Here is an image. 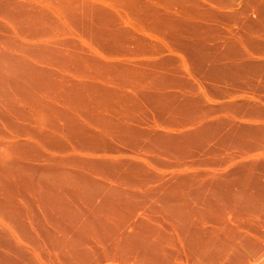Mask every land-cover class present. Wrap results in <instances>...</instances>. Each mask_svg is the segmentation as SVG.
<instances>
[{
	"label": "bare ground",
	"instance_id": "6f19581e",
	"mask_svg": "<svg viewBox=\"0 0 264 264\" xmlns=\"http://www.w3.org/2000/svg\"><path fill=\"white\" fill-rule=\"evenodd\" d=\"M242 3L0 0V264H264V0ZM59 134L84 148L43 153ZM211 138L241 153L146 170Z\"/></svg>",
	"mask_w": 264,
	"mask_h": 264
},
{
	"label": "rangeland",
	"instance_id": "374dc122",
	"mask_svg": "<svg viewBox=\"0 0 264 264\" xmlns=\"http://www.w3.org/2000/svg\"><path fill=\"white\" fill-rule=\"evenodd\" d=\"M239 1V0H238ZM243 1V3L242 4H246V1H253V0H242ZM254 1H256V0H254ZM1 14V13H0ZM54 17H57L55 20H59L60 22H63V20H61L60 19V17L58 16V15H56L55 14V16ZM5 18V19H4ZM65 22V21H64ZM7 23L9 24V21L8 20H6V17L5 16H3V14H1L0 15V24H3L5 27H7ZM9 27V26H8ZM70 27V26H69ZM69 27L67 26V28L69 29ZM7 29H9L10 30V27L9 28H7ZM73 29V28H72ZM78 34H80L79 32H77ZM7 35V36H6ZM6 35H3L2 36V38L3 37H9L8 36V34H6ZM2 38H0V42H3V39ZM220 42V41H219ZM218 42V45H220L219 46V50L220 51H224L225 50V48H226V45L223 43V42H220L219 43ZM251 52L252 53H260V52H258V51H255V50H251ZM166 55H169V53H166ZM171 55H173L174 56V59L176 60L177 59V57L179 56V53H171ZM176 57V58H175ZM185 58H186V60H187V62L189 63H187L188 64V68L189 69H192V70H189V72H191L190 73V75L189 74H185V76H184V80L182 81V82H186L184 85H188V86H190V85H195L197 82L196 81H201V87H202V89H207V92L209 93V94H213L214 93V90H215V87L214 86H218V85H214L215 84V82L213 81V79H211L213 82H214V84H212L213 82H211V80H208V79H204L203 77H204V73L203 72H201V73H198V71H197V64H194V62H195V60L194 59H191V58H189V57H186L185 56ZM188 58V59H187ZM191 60V61H190ZM197 63V62H196ZM194 64V65H193ZM193 66H196V67H193ZM54 69H56V68H54ZM57 70V69H56ZM194 73H193V72ZM195 72H197V73H195ZM196 74H199V75H196ZM198 76V77H197ZM200 76V77H199ZM198 78V79H197ZM201 78V79H200ZM258 78V79H257ZM263 78V79H262ZM186 79H188V80H186ZM228 80H230V79H228ZM228 80H226L227 81V83H226V81H225V84H228V85H230V87H232V85H231V83H233L234 81H231L230 80V84L228 83ZM255 80H257V82L258 83H256L255 84V86H262V85H264V77H262V76H260V77H256L255 78ZM188 81V82H187ZM209 81V82H208ZM224 81V80H223ZM222 81V83H221V81H220V83H219V81L217 82V84L219 83V87L220 88H222V87H224L225 85H221V84H223L224 82ZM190 82V83H189ZM207 82V83H206ZM211 82V83H210ZM188 83V84H187ZM194 83V84H193ZM205 83V84H204ZM210 85H209V84ZM190 84V85H189ZM204 84V85H203ZM212 84V85H211ZM233 84H235V83H233ZM221 85V86H220ZM228 85H226V86H228ZM204 86H206V87H204ZM210 86H212V88L214 87V90L212 91V89H211V87ZM236 85H233V89L231 88L230 89V87H228L230 90H236L234 87H235ZM254 86V88H256ZM116 88H118L117 86H115ZM218 88V87H217ZM236 88L238 89V87L236 86ZM258 88V87H257ZM219 89V88H218ZM243 89H248V88H246V87H244V88H242V90ZM211 90V91H210ZM138 102H137V101ZM135 101H134V104H132L131 106H129V105H127V106H125V108L124 109H126L127 108V111L129 112L130 111V107H131V110H132V112L130 111V113H134L133 114V116L134 115H136L137 116V118H139V116H140V120H143L144 118H145V116H146V118L148 119L149 117H150V115H152L151 117H153V118H151L150 117V119H148L149 121H151V119H152V121H156V122H158V123H160V122H167L168 120H169V116H164V115H160V114H157V113H154L152 110H151V107H150V105H148V103H145V101L143 100V102L145 103V106H144V103L142 102V100H141V102L138 100V99H136ZM135 103H137V104H135ZM143 103V104H142ZM138 104H141V106L143 105V107H141L140 105H139V108H137V109H135V105L138 107ZM133 108V109H132ZM146 110L147 109V111H149L150 110V112L151 113H149L148 114V112L147 111H145L144 109ZM129 109V110H128ZM139 109V113H138V110ZM134 110V111H133ZM143 110V111H142ZM137 111V112H136ZM143 112V113H142ZM147 112V115L145 114ZM113 114V113H112ZM144 114V115H143ZM141 115H143V116H141ZM135 116V117H136ZM147 116H149V117H147ZM113 118L115 119H119V118H117V116L115 117L114 115H113ZM145 118V119H146ZM157 118V119H156ZM115 119V120H116ZM144 119V120H145ZM154 119V120H153ZM156 119V120H155ZM162 119V120H161ZM166 120V121H165ZM93 130H95L96 131V128H94L93 127ZM98 131V130H97ZM99 133V132H98ZM63 135V136H62ZM65 134H59V137H57L56 138V136H55V140L54 141H58V143L60 144L59 145V148H58V145H56V146H51V145H47V146H43L44 148H42V146L40 147V150L41 151H45V152H43V153H45V154H61V153H63V149L66 147V146H68L69 145V143H70V147L72 146L73 148H78L79 150H81L82 151V148H84V145H85V143L86 142H84V141H82V140H80V139H77V138H72V137H68V139H67V137L66 136H64ZM108 137H107V136ZM61 137H63V138H61ZM117 138V137H116ZM115 138V136H113V135H110V134H105V136H104V139H103V143H104V147H105V144H106V147L108 146V144H110L109 145V148L107 147H105L107 150L106 151H109L110 150V148L112 149V150H110L109 152H111V151H121L123 154H128V155H133V153L134 154H136V153H145V150L143 149V148H145V146L142 144V146H141V144L138 146L135 142L132 144V142H130V141H126V142H122V141H120L119 139H116ZM73 139V140H72ZM105 139H106V141H105ZM212 140H210V139H208L207 141L206 140H204L203 142H207L206 144L205 143H203V144H205V145H199V144H193L192 145V147L191 146H189V147H187V149H184V150H182V151H180L179 153H180V155H184L183 153H187L186 155H185V157L184 156H181V158H180V156H179V154H178V152H177V154L175 155L174 153L176 152H169V155H168V152H166L165 153V151H162V152H157L156 151V153H148V152H146V154L147 155H149L151 158H150V162L148 163V166L146 167V170H149V169H151V170H149L148 172L150 173V171H151V173H155L156 172V170L155 169H157L158 171L157 172H159V170H163V169H166V168H168V167H171V166H169V164H171L172 165V167L175 165V167H177L176 165H178V167L179 166H182V164H183V162H184V164H185V162H188L187 164H185L186 166H188V164H190V165H192V166H190L191 167V169L193 168V170H197V171H203L204 169H208L207 167H209V165H210V163H211V165H210V167L213 165H217V164H219L221 161H223V160H225L227 157H229V156H232V155H235L237 152V154H240L241 153V151H240V149H238V148H241V146L240 147H236V148H234V145L232 146V145H225V144H223V142L222 141H219V140H221V139H217V138H211ZM74 140H75V142H76V144L74 145ZM256 140V141H255ZM70 141V142H69ZM78 141V142H77ZM110 141V142H109ZM219 141V142H218ZM252 141V142H251ZM257 141H259V139L257 140V139H250L249 140V142H251V143H253L254 145H256L258 142ZM74 142V143H73ZM120 142V143H119ZM122 142V143H121ZM212 142V143H211ZM216 142H217V144H218V146H217V144H216ZM221 142H222V144H221ZM248 142V143H249ZM257 142V143H256ZM63 143V144H62ZM77 143H78V145H77ZM80 143H81V146H82V148L81 147H79L80 146ZM111 143H112V145L113 146H111ZM126 143V144H125ZM251 143H249V144H251ZM65 144H66V146H65ZM73 144V145H72ZM136 144V145H135ZM253 144H251V145H253ZM64 147H62V146ZM221 145H223L222 147H221ZM49 146H51V147H49ZM127 146V147H126ZM129 146V147H128ZM134 146V147H133ZM138 146V147H137ZM141 146V147H140ZM206 146V147H205ZM210 146V147H209ZM211 146H213V147H211ZM220 146V147H219ZM229 146V147H228ZM230 146H232V147H230ZM61 147H62V149H61ZM103 147V149L102 150H105V148ZM118 149H117V148ZM132 147V148H131ZM203 147H205V148H203ZM42 148V149H41ZM81 148V149H80ZM139 148V149H138ZM140 148H142V150H140ZM213 148H214V150H213ZM219 150H218V149ZM44 149V150H43ZM120 149V150H119ZM137 149V150H136ZM146 150H148V148L146 147L145 148ZM190 149V150H189ZM205 149V150H204ZM209 149H210V151H209ZM227 149V150H226ZM53 150V151H52ZM138 150H139V152H138ZM192 150V151H191ZM217 150H218V152L219 153H217ZM241 150H243V149H241ZM126 151V153H124ZM142 151V152H141ZM144 151V152H143ZM184 151H186V152H184ZM209 151V152H208ZM132 152V153H131ZM153 152H155V151H153ZM181 152H182V154H181ZM198 152V153H197ZM207 152V153H206ZM215 152V153H214ZM220 152H222V153H220ZM170 153L173 155H170ZM212 153H214V154H212ZM227 153H228V156H227ZM231 153V154H230ZM233 153H235V154H233ZM195 154H197V155H195ZM206 154V155H205ZM210 154H211V156H210ZM155 155H156V157H155ZM193 155V156H192ZM225 155L227 156L226 158H225ZM179 156V157H178ZM195 156V157H194ZM215 156V157H214ZM217 156V157H216ZM154 157V158H153ZM158 157V159H156ZM184 157V158H183ZM200 157V158H199ZM183 158V159H182ZM186 158V159H185ZM223 158H225V159H223ZM222 159V160H221ZM157 160H159V161H157ZM181 160H183V161H181ZM208 160V161H207ZM212 162H211V161ZM214 160V161H213ZM219 160H221V161H219ZM199 161V162H198ZM202 162V164H201V162ZM153 162H155L154 164H153ZM158 162V163H157ZM164 162V163H163ZM176 164H175V163ZM198 164H197V163ZM214 162H218L217 164L215 163L214 164ZM196 163V164H195ZM206 163H208V164H206ZM151 165V167H149L150 165ZM153 164V165H152ZM157 164V165H156ZM163 164L166 166H164V168H161V166L163 167ZM168 164V165H167ZM174 164V165H173ZM160 167H159V166ZM195 165V166H194ZM196 165H198V166H196ZM204 165V166H203ZM155 166H157V167H155ZM188 166V167H189ZM194 166V167H193ZM201 167V168H200ZM209 167V168H210ZM161 168V169H160ZM81 169V170H80ZM79 174H80V172H81V175L82 174H87V171L85 170V169H82V168H79ZM155 171V172H154ZM100 179H102L103 178V176L101 177V176H98ZM107 177V179H108V177L109 176H106ZM110 178V177H109ZM111 179V178H110ZM110 179H108V180H110Z\"/></svg>",
	"mask_w": 264,
	"mask_h": 264
}]
</instances>
